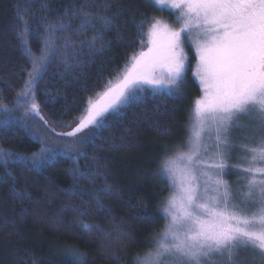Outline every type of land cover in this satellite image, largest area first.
I'll use <instances>...</instances> for the list:
<instances>
[{
    "label": "trees",
    "instance_id": "1",
    "mask_svg": "<svg viewBox=\"0 0 264 264\" xmlns=\"http://www.w3.org/2000/svg\"><path fill=\"white\" fill-rule=\"evenodd\" d=\"M84 3L94 24L77 35L81 20L72 19L71 11ZM105 3L110 4L107 10ZM18 7L28 8L19 16L28 21L31 34L24 39L35 56L49 36L47 23L72 25L67 32L51 33L57 55L35 88L40 112L58 128L79 118L86 102H94L109 82L114 84L143 49L150 24L141 35L139 21L165 11L149 0H0V107H13L32 71V59L17 36L25 26ZM116 13L121 15L116 18ZM100 15L111 18V24L105 27L95 19ZM41 19L45 24L37 30ZM94 37L99 39L89 50L87 42ZM66 42L75 47L65 50ZM73 52L78 53L75 59ZM65 59L75 66L65 68ZM185 77L179 99L148 98L135 104L124 115L109 117L110 126L94 143L75 155L57 153L39 169L30 161L41 144L30 130L0 125V264H73L69 251L81 264H132L153 249L167 221L162 203L170 188L157 168L165 152L186 140L200 91L189 69ZM23 110L16 108L12 115L22 118ZM5 151L28 161L4 158Z\"/></svg>",
    "mask_w": 264,
    "mask_h": 264
},
{
    "label": "snow or ice",
    "instance_id": "2",
    "mask_svg": "<svg viewBox=\"0 0 264 264\" xmlns=\"http://www.w3.org/2000/svg\"><path fill=\"white\" fill-rule=\"evenodd\" d=\"M165 10H176L174 26L159 19L139 21L143 35L146 24L150 47L131 58L129 66L96 102L87 106L70 131L54 133L72 138L49 146L35 133L41 144L39 155L33 154V168L43 167L58 152L72 153L73 146H84L100 138L99 133L110 125L109 117L122 116L126 110L146 99L167 97L179 99L185 84L187 57L184 47H194L198 57L195 76L199 78L202 95L194 101L188 128L189 135L183 146L187 151L165 160L160 173L173 186L176 195L167 201L163 218L170 220L164 234L156 243V251L146 254L138 264H264V0H149ZM41 4V8H47ZM89 5L81 4L71 11L72 19H80L77 35H84L94 24ZM110 4L105 3L107 10ZM28 8H17V15L25 26L17 32L26 56L32 59V71L12 108L0 107V125L19 124L28 128L29 121L40 115L35 100V88L44 78L57 55L51 33L67 32L71 22L47 23L49 36L45 38L41 55L35 56L28 41L31 34L28 21L19 13ZM69 15L68 10L64 12ZM116 18L121 13L114 14ZM105 27L111 18L100 15ZM45 20L38 22L37 30ZM94 37L87 42L92 49ZM67 50L75 47L66 42ZM83 50L84 42L80 43ZM78 53H71L72 59ZM65 59L64 67H74ZM16 108H23L27 120L12 115ZM45 125L47 122H44ZM87 130V131H86ZM83 133V135H79ZM240 133L245 142L233 143L234 134ZM246 154L248 167L240 169L245 179L237 180L233 189L223 179L227 154L236 148ZM2 157H14L9 152ZM7 159H4L7 165ZM86 175V173H81ZM19 195V193H16ZM97 205L99 201L97 200ZM171 241V244L168 243ZM73 264H81L80 257ZM251 254V258L249 255Z\"/></svg>",
    "mask_w": 264,
    "mask_h": 264
},
{
    "label": "rangeland",
    "instance_id": "3",
    "mask_svg": "<svg viewBox=\"0 0 264 264\" xmlns=\"http://www.w3.org/2000/svg\"><path fill=\"white\" fill-rule=\"evenodd\" d=\"M175 12H176V10L171 9L169 6L165 9V11L163 13L158 14L155 17H153L152 20L159 19L162 22L167 23L168 25L175 27V25H173V21L176 19V15L173 14ZM150 46L151 45L149 42V37L147 36L146 41L143 45V49L141 51H147ZM140 52H138L136 55H138ZM184 54L187 57V59L185 61L186 72H187V69H189L190 75L195 80V82L199 85V88H200L199 94L194 97V100H193V104H194V101L202 95V88H201V85L199 82V78L195 76V70H196V64L198 61V57L195 53L194 47H191V46H185L184 47ZM186 72H185V76H186ZM185 84H186V77H185ZM185 84L182 87V91L185 89V86H186ZM103 92L101 93V95L103 94ZM99 97L97 99H95L94 102H96L99 99ZM193 104H192L191 111H190V117H191L192 111H193ZM23 112H24V110L20 113V115L23 119L27 120V117L23 116ZM40 115L43 116V118H44L43 120H40L39 117H37L34 121H29L28 130H30L31 133H35L36 136H38L41 140H43L49 146H55L58 142H64V141H67L69 139H72V138H68V137L56 136L53 134V131H54V133H63V132L70 131L71 130V128L69 127L70 124L66 127L58 128V127H55L53 124H51L41 112H40ZM190 117H189V121H188L187 126H189L191 123ZM78 119L79 118H77L71 124L76 123ZM45 121L47 122L46 125L44 123ZM187 130H188V128H187ZM79 135H83V133H80ZM188 135H189V132L187 131L186 137H188ZM244 142H245L244 137L240 133L234 134V137H233V143L234 144L239 145V144L244 143ZM183 143L179 144V146H177V147L175 146L176 148H174L170 152H168V153L165 152V155L162 158V160H161V162L157 168V175L160 178H162L160 173L163 169V164H164L165 160L174 158L179 152L187 151V148L183 146ZM80 150H81V146H75L74 145L73 149H72V153L70 155H75ZM58 153L64 154L63 152H58ZM227 155L230 156V158L226 159V161H225L226 168L224 170L223 179L225 181H227L228 184L233 189H235L237 187H242V185H238L236 182H237V180H243L246 177V174L243 173L242 171H240V169L248 167L247 160L245 159L246 154L244 152L240 151L239 148L237 147L236 149L231 150ZM167 183L169 184L170 188H169L167 195L165 196V198L163 200L162 210H164L168 206L167 201L169 200V198L172 197L173 195L177 194L174 187L170 186V183L168 181H167ZM169 223H170V220L167 219V221L164 225V228L161 230V232H160V234L156 240V243L163 236L165 228L167 227V225ZM156 243L154 244L153 249L150 250V252L154 253L156 251ZM168 243L171 244V241H168ZM150 252H147L146 254H148ZM146 254H144L140 257H137L132 264H138V261L142 260L146 256ZM248 255H249V258H251V254H248ZM255 259H256V264H258V262H260L259 257L257 256ZM164 264H168V261L165 260Z\"/></svg>",
    "mask_w": 264,
    "mask_h": 264
}]
</instances>
